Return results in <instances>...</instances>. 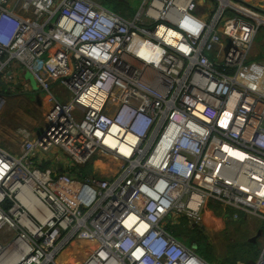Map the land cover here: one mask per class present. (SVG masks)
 Here are the masks:
<instances>
[{"label": "built area", "instance_id": "built-area-1", "mask_svg": "<svg viewBox=\"0 0 264 264\" xmlns=\"http://www.w3.org/2000/svg\"><path fill=\"white\" fill-rule=\"evenodd\" d=\"M102 1L0 0V103L30 73L50 105L0 145V264H216L170 223L202 229L213 202L264 221V86L240 79L264 15ZM95 154L117 170L85 173Z\"/></svg>", "mask_w": 264, "mask_h": 264}, {"label": "rangeland", "instance_id": "rangeland-1", "mask_svg": "<svg viewBox=\"0 0 264 264\" xmlns=\"http://www.w3.org/2000/svg\"><path fill=\"white\" fill-rule=\"evenodd\" d=\"M140 3L141 0H132L131 11L127 10L126 14L135 13ZM106 5L116 9L112 4ZM253 11L264 15L263 9ZM26 76H30V79L26 77L29 81L24 82L23 88H19L22 90H18L17 94L9 87L11 82L7 83L5 99L0 103V145L13 148L17 152L20 150L23 134H34L38 129L41 132L46 109L50 106L43 104L41 98L38 100L37 82L30 73H26ZM240 79L257 89L264 86V25L255 37ZM96 159L99 161L86 165L85 173L96 174V177L101 178L117 170V163L110 156L103 154L98 157L95 154ZM206 209L212 217L210 230L193 228L185 220L170 223L171 228L185 244L195 246L201 254L216 264H241L247 261L253 263L264 244V221L244 215L236 219L233 210L215 202ZM68 254L69 251L65 253V257Z\"/></svg>", "mask_w": 264, "mask_h": 264}, {"label": "crops", "instance_id": "crops-1", "mask_svg": "<svg viewBox=\"0 0 264 264\" xmlns=\"http://www.w3.org/2000/svg\"><path fill=\"white\" fill-rule=\"evenodd\" d=\"M130 1L131 0H129V2ZM246 4H248V6L250 8H252L253 10H259V9L262 10L264 8V0H247ZM130 11H131V8H130ZM118 12H120V11H118ZM120 13H122V12H120ZM122 14H124L126 16H132L133 15V12L130 13V14H125V13H122ZM27 77H30V76H27ZM55 90L57 91V93H59V92H62L63 93V90L58 85L56 86ZM46 104H47V101H46ZM250 263H251V261L249 263H247V264H250Z\"/></svg>", "mask_w": 264, "mask_h": 264}, {"label": "trees", "instance_id": "trees-1", "mask_svg": "<svg viewBox=\"0 0 264 264\" xmlns=\"http://www.w3.org/2000/svg\"><path fill=\"white\" fill-rule=\"evenodd\" d=\"M108 4H112L115 6V8H117L118 11L125 13L127 12V10H130V4L131 1L129 2V0H103ZM240 260H246V258H240ZM246 263H249V261H247Z\"/></svg>", "mask_w": 264, "mask_h": 264}, {"label": "water", "instance_id": "water-1", "mask_svg": "<svg viewBox=\"0 0 264 264\" xmlns=\"http://www.w3.org/2000/svg\"><path fill=\"white\" fill-rule=\"evenodd\" d=\"M200 225L202 226V228L206 229V230H210L211 228V220L209 217H205L201 222ZM260 234V231L258 232V235ZM254 240V238H253Z\"/></svg>", "mask_w": 264, "mask_h": 264}, {"label": "bare ground", "instance_id": "bare-ground-1", "mask_svg": "<svg viewBox=\"0 0 264 264\" xmlns=\"http://www.w3.org/2000/svg\"><path fill=\"white\" fill-rule=\"evenodd\" d=\"M262 21H264V19H261ZM73 24H71L69 27H71ZM69 260V258L66 259V262Z\"/></svg>", "mask_w": 264, "mask_h": 264}]
</instances>
